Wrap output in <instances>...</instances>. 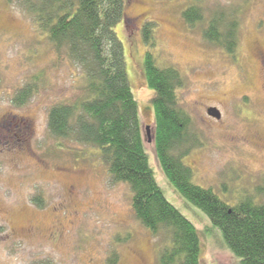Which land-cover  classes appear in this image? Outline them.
<instances>
[{
	"label": "rangeland",
	"instance_id": "1",
	"mask_svg": "<svg viewBox=\"0 0 264 264\" xmlns=\"http://www.w3.org/2000/svg\"><path fill=\"white\" fill-rule=\"evenodd\" d=\"M190 2L125 0L124 21L115 31L157 183L195 225L201 264H239L220 231L160 168L144 53L151 50L158 65L174 66L184 77L177 96L191 118V137L181 160L192 181L229 205L248 198L264 202V0L207 1L208 10L215 4L239 9L235 56L203 39V23L184 22L181 13ZM147 22L154 25L152 47L143 39ZM78 73L56 61L27 15L0 0V264H108L113 252L116 264H158L162 237L135 218L129 185L112 181L87 146L60 140L48 129L50 106L79 94ZM28 83L33 93L15 104L14 94ZM209 107L219 119L208 115Z\"/></svg>",
	"mask_w": 264,
	"mask_h": 264
},
{
	"label": "trees",
	"instance_id": "2",
	"mask_svg": "<svg viewBox=\"0 0 264 264\" xmlns=\"http://www.w3.org/2000/svg\"><path fill=\"white\" fill-rule=\"evenodd\" d=\"M6 1L27 15L35 31L51 44L57 62L79 68V94L55 102L48 110L50 133L87 146L91 156L106 166L112 181L129 185L135 218L153 235L162 237L158 264H201L198 231L166 198L144 147L137 101L115 31L117 23L124 21L125 0ZM190 1L181 13L184 22L189 26L203 23V39L235 56L239 9L215 4L208 10V0ZM143 26V39L152 47L154 25L147 22ZM144 74L153 91V141L166 179L210 219L239 264H264V202L248 198L229 205L210 188L192 181L191 169L181 160L187 153L183 146L191 137V118L177 96L184 77L174 66L158 65L149 49L144 53ZM33 91L28 83L17 90L12 101L21 105ZM34 202L42 204L37 197ZM117 259L113 252L108 264H116Z\"/></svg>",
	"mask_w": 264,
	"mask_h": 264
},
{
	"label": "water",
	"instance_id": "3",
	"mask_svg": "<svg viewBox=\"0 0 264 264\" xmlns=\"http://www.w3.org/2000/svg\"><path fill=\"white\" fill-rule=\"evenodd\" d=\"M207 113H208V115H210V116H212V117H214L216 119H219L220 118L219 111L216 108H214V107L208 108L207 109ZM146 131L149 132V127L148 126L146 127ZM148 132H147V135H148Z\"/></svg>",
	"mask_w": 264,
	"mask_h": 264
},
{
	"label": "flooded vegetation",
	"instance_id": "4",
	"mask_svg": "<svg viewBox=\"0 0 264 264\" xmlns=\"http://www.w3.org/2000/svg\"><path fill=\"white\" fill-rule=\"evenodd\" d=\"M209 108H210V107H209ZM207 109H208V108H207ZM147 132H148V131H147ZM147 132H146V133H147ZM147 136H148V139H151L150 131L148 132V135H147Z\"/></svg>",
	"mask_w": 264,
	"mask_h": 264
}]
</instances>
